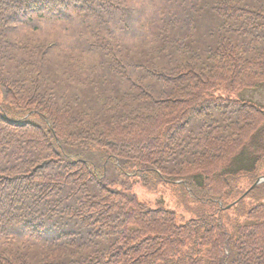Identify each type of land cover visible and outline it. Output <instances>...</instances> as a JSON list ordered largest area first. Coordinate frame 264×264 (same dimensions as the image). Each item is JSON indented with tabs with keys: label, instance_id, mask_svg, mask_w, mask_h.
<instances>
[{
	"label": "trees",
	"instance_id": "obj_1",
	"mask_svg": "<svg viewBox=\"0 0 264 264\" xmlns=\"http://www.w3.org/2000/svg\"><path fill=\"white\" fill-rule=\"evenodd\" d=\"M262 88L264 0H0V264H264Z\"/></svg>",
	"mask_w": 264,
	"mask_h": 264
},
{
	"label": "rangeland",
	"instance_id": "obj_2",
	"mask_svg": "<svg viewBox=\"0 0 264 264\" xmlns=\"http://www.w3.org/2000/svg\"><path fill=\"white\" fill-rule=\"evenodd\" d=\"M40 27H41V25H40ZM49 27H50V25H49ZM58 28H60V27H58ZM41 30H44V29L41 27ZM41 30L39 31V33L43 34ZM57 31H58V29H57ZM238 98L247 99V100H259L258 102L264 104V88L257 90V91L246 90V91L238 94ZM135 191L138 194L140 199H142L143 201H146L147 203H149L153 207H154V205L160 203V204H164L168 208H172V210L175 209V211L178 214H183V211L179 206L180 204L174 198L172 192L149 191L141 185H138V187H136Z\"/></svg>",
	"mask_w": 264,
	"mask_h": 264
},
{
	"label": "water",
	"instance_id": "obj_3",
	"mask_svg": "<svg viewBox=\"0 0 264 264\" xmlns=\"http://www.w3.org/2000/svg\"><path fill=\"white\" fill-rule=\"evenodd\" d=\"M263 181H264V180H259V181L256 183V185L262 183ZM256 185H255V186H256Z\"/></svg>",
	"mask_w": 264,
	"mask_h": 264
}]
</instances>
